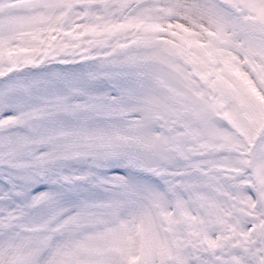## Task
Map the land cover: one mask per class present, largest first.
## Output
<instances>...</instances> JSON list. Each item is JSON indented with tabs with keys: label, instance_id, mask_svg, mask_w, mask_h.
Instances as JSON below:
<instances>
[{
	"label": "snow or ice",
	"instance_id": "snow-or-ice-1",
	"mask_svg": "<svg viewBox=\"0 0 264 264\" xmlns=\"http://www.w3.org/2000/svg\"><path fill=\"white\" fill-rule=\"evenodd\" d=\"M0 264H264V0H0Z\"/></svg>",
	"mask_w": 264,
	"mask_h": 264
}]
</instances>
